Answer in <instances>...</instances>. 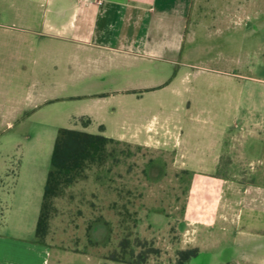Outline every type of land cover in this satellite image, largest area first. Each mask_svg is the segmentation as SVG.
Masks as SVG:
<instances>
[{"label": "rangeland", "instance_id": "1", "mask_svg": "<svg viewBox=\"0 0 264 264\" xmlns=\"http://www.w3.org/2000/svg\"><path fill=\"white\" fill-rule=\"evenodd\" d=\"M226 4L203 0L183 22L169 19L171 28L147 35L154 57L66 44L57 87L64 98L52 108L63 115L59 126L85 127L112 143L102 163L85 165L52 199L44 242L77 254L65 264H186L185 254L197 252L194 239L201 252L189 264H264V250L242 256L264 245V224L241 233L233 225L232 179L175 168L209 165L212 144L248 147L254 138L243 124L264 117V13L244 16L240 26L204 13ZM147 127L161 144H136ZM165 129L180 146L168 145ZM251 155L249 170L260 165ZM18 204L19 196H2L0 234L15 233Z\"/></svg>", "mask_w": 264, "mask_h": 264}, {"label": "crops", "instance_id": "2", "mask_svg": "<svg viewBox=\"0 0 264 264\" xmlns=\"http://www.w3.org/2000/svg\"><path fill=\"white\" fill-rule=\"evenodd\" d=\"M201 1L0 0V205L3 195L19 196L15 233L0 234V264H65L77 255L47 242L37 243L36 233L30 236L32 230L36 231L40 214L53 150L51 141L63 121V115H55L52 108L64 98L57 87L64 77L66 44L73 43L101 55L121 51L154 57L156 46L145 40L147 35L171 28L169 19L183 22L197 12L195 4ZM217 1H225V8L204 13L232 18V24L237 26L244 16L264 13V0ZM49 84L53 86L51 92ZM243 126L254 138L248 147L238 142L230 152L220 144H212L205 153L209 165L203 161L189 167L180 162L175 167L206 178L232 179L228 188L238 195L233 225L239 224L240 233L250 225L264 224V117ZM77 130L87 132L85 127ZM150 130L147 127L146 138L136 144H161L154 141L158 139L156 130ZM163 133L168 140L173 136L169 129ZM178 144L177 136L174 142H168L172 148ZM248 152L257 158L259 167L248 169L254 163ZM215 188L225 192L227 187ZM192 242L191 248H197V255L201 252L197 239ZM259 250H264V245L254 246L251 252H242V256L257 258ZM260 262L264 263V256Z\"/></svg>", "mask_w": 264, "mask_h": 264}, {"label": "trees", "instance_id": "3", "mask_svg": "<svg viewBox=\"0 0 264 264\" xmlns=\"http://www.w3.org/2000/svg\"><path fill=\"white\" fill-rule=\"evenodd\" d=\"M112 140L87 132L60 128L57 131L46 178L40 214L36 223V242L44 243L48 232L49 208L60 188L71 184L87 164L102 163L106 147ZM195 253H188L181 259L188 261Z\"/></svg>", "mask_w": 264, "mask_h": 264}]
</instances>
